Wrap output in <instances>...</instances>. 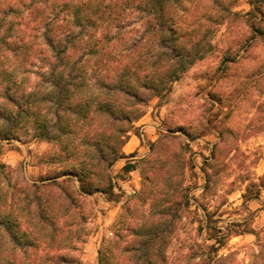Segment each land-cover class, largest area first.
I'll use <instances>...</instances> for the list:
<instances>
[{
	"label": "rangeland",
	"instance_id": "obj_1",
	"mask_svg": "<svg viewBox=\"0 0 264 264\" xmlns=\"http://www.w3.org/2000/svg\"><path fill=\"white\" fill-rule=\"evenodd\" d=\"M65 1L70 0H0V110L15 111L1 98L7 82L12 92L24 96L28 110L14 126L12 138L0 142V219L13 216L21 222V231L16 232L20 242L0 230V263L98 264V252L109 241L116 264H134L135 257H142L137 246L147 238L144 226L155 216L149 214L151 201L132 206L126 215L125 201L140 188L142 178L138 171L122 173L125 158L109 169L115 185L112 198L101 192L75 196L76 204L65 211L68 202L50 195L46 201L52 226L38 220L33 204L27 209L29 184L62 169L48 164L60 151L36 138V121L53 107L48 80L54 59L41 35L46 23L67 25L63 14L55 18L52 10L54 3ZM221 1L227 7L221 22L199 19L212 0H194L190 5L189 14L195 12L187 15L186 23L200 24L206 32L198 59L166 84L161 96L139 108L142 117L156 123L149 134L141 135L138 120L131 123L130 132L140 133L143 148L148 150L149 143L161 139L163 149L157 157L165 162L166 176L189 198L190 214L180 221L166 219L163 238L154 242L166 259L160 264H264V37L254 31L264 28V15L247 16L248 0ZM140 23L138 14L129 16L121 31H132ZM131 37L137 40L138 34ZM87 90L91 95V87ZM93 92L75 140L81 158L92 153L84 143L100 132L116 134L111 142L119 147L128 128L101 115L100 103L112 99ZM8 127L0 120V130ZM245 193L258 195L245 203ZM202 208L211 215L210 225L253 232L232 235L214 257L208 249L214 240Z\"/></svg>",
	"mask_w": 264,
	"mask_h": 264
},
{
	"label": "trees",
	"instance_id": "obj_2",
	"mask_svg": "<svg viewBox=\"0 0 264 264\" xmlns=\"http://www.w3.org/2000/svg\"><path fill=\"white\" fill-rule=\"evenodd\" d=\"M194 0H70L54 3V17L63 14L64 22L57 27L45 24L41 35L43 44L49 50L54 64L51 68L50 83L53 92L52 109L48 115L36 121L40 141L57 146L60 153L53 154L48 164H57L62 168L53 174L44 175L39 183L29 184L32 188L30 200L27 198V209L34 205L38 220L49 226L54 224L46 198L58 197L68 204L65 211L76 204L75 196H86L101 192L112 198L115 185L109 169L119 159L125 158L122 173L138 171L142 178L140 188L133 190L125 201V213L132 206L142 207L151 201L149 214L155 220L144 227L148 230L147 238L138 244L142 257L137 256L134 264L165 263V256L158 253L160 241L165 232V220L180 221L190 214L189 198L178 183L172 185L166 176L165 162L157 156L162 153L161 139L148 144V152L140 158L125 155L123 147L129 138L131 123L143 115L142 108L150 98L161 96L166 84L178 79L179 74L198 59V49L203 48L206 32L202 25L191 27L185 18L189 14ZM210 9H205L200 21L221 22L227 7L221 0H212ZM250 6L247 16L261 19L264 15V0H248ZM10 12H13L10 9ZM194 11L190 12V16ZM139 15L141 23L132 31H121L123 21L129 16ZM53 17V18H54ZM185 21V22H183ZM201 21V22H202ZM65 24V23H64ZM126 26V25H125ZM67 27V29H64ZM260 37H264V28L254 27ZM131 33V34H130ZM138 34L137 40L132 34ZM128 34H130L128 36ZM79 49H84L78 52ZM135 49H142L137 52ZM88 87L98 95L111 97L112 101H103L99 109L101 115L109 122L127 124L123 131L125 137L119 141L120 146L111 142L116 134L100 132L84 144L92 153L81 158L80 148L75 144L79 126L86 121L92 101ZM13 86L8 82L2 87L1 98L5 104L15 109L13 114L0 110V120L9 127L0 130V142L10 140L12 130L18 120L27 115V101L23 95L12 92ZM140 136L136 131L133 133ZM119 140V139H118ZM47 163V162H45ZM169 165V163H168ZM264 186V185H262ZM171 187L173 190H170ZM163 188L164 192H160ZM255 195L243 194L244 202L256 198ZM135 202L132 204L131 201ZM161 205L160 209L156 206ZM62 208V207H61ZM205 225L211 233L214 244L209 246L213 256L225 246L232 235L253 232L246 229L242 232L210 225L211 215L202 208ZM147 222V221H146ZM21 222L13 217L0 219V230L14 242H20ZM114 246L107 242L98 252V264H116ZM1 264V263H0ZM4 264H12L4 263Z\"/></svg>",
	"mask_w": 264,
	"mask_h": 264
},
{
	"label": "crops",
	"instance_id": "obj_3",
	"mask_svg": "<svg viewBox=\"0 0 264 264\" xmlns=\"http://www.w3.org/2000/svg\"><path fill=\"white\" fill-rule=\"evenodd\" d=\"M154 124L156 123L153 121H150L147 115H145L144 117H141L136 122V126L140 128V131L142 133L141 135L149 134L150 128H152V125ZM129 147L131 148L130 150H128ZM123 151L126 156L134 154L135 156L131 159H135V158H140V157L145 156L148 150L146 148H143L142 142L140 141L139 136L132 133V135L128 138V141L126 142V144L123 146Z\"/></svg>",
	"mask_w": 264,
	"mask_h": 264
}]
</instances>
